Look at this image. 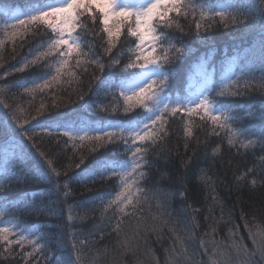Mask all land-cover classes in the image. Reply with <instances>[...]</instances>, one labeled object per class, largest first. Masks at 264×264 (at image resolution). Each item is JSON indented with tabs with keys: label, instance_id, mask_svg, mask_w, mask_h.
Wrapping results in <instances>:
<instances>
[{
	"label": "snow or ice",
	"instance_id": "snow-or-ice-1",
	"mask_svg": "<svg viewBox=\"0 0 264 264\" xmlns=\"http://www.w3.org/2000/svg\"><path fill=\"white\" fill-rule=\"evenodd\" d=\"M182 19H191L194 28L189 25L185 30L180 23ZM97 22L108 45L104 49L105 55L111 54L118 46L125 31V39L134 38V45L130 41L127 49L128 60L123 63L119 73L106 72V68L119 67L121 59L110 57L109 63L105 65L102 57L93 52V42L84 38L96 27ZM220 24L225 27L241 25L257 32L258 41L239 49L235 56L226 58L218 67L202 61L198 65L201 70L196 73L197 82L184 89L183 95L178 94L173 98L169 94L173 74L171 66L195 55L186 37L193 34L198 40L206 41L205 34ZM17 29L44 37L34 53L29 51L31 59L25 57L19 67L14 69L18 72L37 67L43 69L42 75L19 83L25 93L37 90L44 92L52 87L53 82H59L63 75H76L81 68L86 71L87 66H96L102 75L94 76L93 94H103L105 97L112 95L115 98L118 91L124 100L123 114L126 119L121 122L109 121L98 127L87 121L78 123L60 111L38 112L51 125L42 131L51 133L53 129L57 130L73 142V147L75 141H87L91 145L88 155H80L79 162L74 164L75 169H78L74 174L75 182L85 191L90 190L89 185L98 182H111L113 179L118 182V191L113 198L107 201L100 198V205L90 209L100 210L102 216L109 210L113 212L115 224L112 231L118 238L123 230L124 218L134 217L141 210V197L145 195L142 184L152 167L148 156L168 137L170 118L178 114L181 118L183 115H195L202 126L209 127L211 135L221 138V144L212 149L213 159L224 142L229 150L236 149L237 153L257 147L264 152V99L255 106L228 99L243 98L257 91L264 95V0H139L137 3H130L129 0H29L24 11L3 6L0 0V30L5 35L11 32L14 39L18 35ZM172 29L180 35H173L169 31ZM3 43L0 41V47ZM257 56L260 61L259 76L256 75L255 67ZM80 57L85 59L82 61ZM80 99L83 101L84 97ZM0 104L3 105L0 109V196L8 200L7 194L14 185L29 184L31 187L27 191L15 200L8 201L10 209L27 215L58 218L63 212L60 204L71 195L69 181L72 178L65 172V181L63 185L60 184L62 173L54 167L53 161L42 152L34 153L25 143L26 140L31 141L36 133L33 131L29 135V129L25 127L28 121L22 120V110L11 109L4 99H0ZM53 107L57 106L54 104ZM91 107L109 111L103 104L94 103ZM137 107L143 108L147 114L136 112ZM41 108H44L43 104ZM240 112L244 115L241 116ZM35 119V116L32 117V120ZM245 120H258L261 122L260 127L254 128L251 124L245 126L241 123ZM184 136L187 150L191 147V139L195 138L190 125L184 128ZM108 146L120 157L104 156L101 150ZM35 147L33 142L31 148ZM194 156L195 152L187 161H182V166L187 168ZM205 159H209L207 151ZM259 159L264 164V155ZM25 162H30L31 166L22 174L18 173L17 169ZM211 166L209 164L208 167ZM261 171L264 172V168ZM254 173V168H248L236 179H247L249 174ZM255 175L259 173L253 175L250 181L252 187L256 186ZM204 179L207 182L209 178L205 175ZM261 180L264 181V176H261ZM45 184L50 187H42ZM209 186L214 193V184ZM164 195L184 197L185 192L181 190ZM153 197L160 199V191L153 192ZM217 199L215 195L212 196L213 201ZM194 211L198 213L200 210ZM4 215L0 211V242H6L5 251H10L14 243L21 248L27 243L35 252L45 253L47 240L40 231L39 223L27 225L15 215L5 220ZM230 217L229 213V223ZM208 219L205 216V220ZM73 221L74 218L70 217L68 223L59 228L57 239L60 242L65 238L75 240V234L66 231L74 227ZM198 227L199 222L193 216L192 226L188 229L189 239ZM246 227L249 228L252 248L240 244L236 230L230 228L232 246L247 253L246 264H252L256 256L260 257L257 264H264V229L258 227L254 232L250 225ZM209 229L210 233L206 232L205 236L211 234L214 237L216 229L213 223L209 224ZM9 235L15 238L9 239ZM200 239V246L207 249L204 238ZM212 243L216 244L214 240ZM71 247L75 261L65 260L64 264H79L80 250L75 243ZM123 248L129 250L126 243ZM33 254L26 252L25 256ZM49 264L53 262L50 260ZM165 264H168L167 260ZM190 264L198 262L193 259ZM211 264L216 262L212 261Z\"/></svg>",
	"mask_w": 264,
	"mask_h": 264
},
{
	"label": "trees",
	"instance_id": "trees-1",
	"mask_svg": "<svg viewBox=\"0 0 264 264\" xmlns=\"http://www.w3.org/2000/svg\"><path fill=\"white\" fill-rule=\"evenodd\" d=\"M2 4L24 9L29 5V0H2ZM88 23L91 25L90 20ZM180 23L185 30L189 25L194 28L191 19H182ZM169 31L175 36L180 35L175 29ZM17 32L18 35L13 39L11 32L5 35L0 30V41L4 42L0 47V89L3 90L0 91V99L6 100L11 109L22 110V120L28 121L25 127L29 129V135H32L33 131L36 133L31 141L26 140L25 143L34 153L42 152L53 161L54 167L62 173L59 180L61 185L65 181L63 173L66 172L67 176L72 178L69 181L71 195L67 197L66 202L60 204L63 212L55 219L27 215L10 209L8 201L15 200L21 193L27 191L31 187L29 184L14 185L13 190L7 194L8 200L0 196V208L5 214L3 218L7 219L15 215L27 225L39 223L40 231L47 240L44 254L35 252L27 243L23 248L14 243L10 251H5L6 242H0V264H49L50 260L53 264H64L65 260L75 261L71 247L73 243L80 250L79 264H157V261L159 264H165L166 260L168 264H190L193 259L198 264H211L212 261L216 264H246L247 253L232 246L229 229L234 228L239 243L248 246L249 249L252 248V240L246 225H250L254 232L258 227L264 229V181L261 180V176H264V172L261 171L264 164L259 159L264 152L257 147L254 150L247 152L241 150L237 153L236 149L229 150L227 143L224 142L213 159L212 149L221 144V138L211 135L209 127L202 126L195 115L192 117L183 115L181 118L178 114L170 118L168 137L148 156L152 167L142 184L145 195L141 197V210L134 217L124 218L123 230L118 238L112 231L115 224L113 212L109 210L102 216L100 210H90L100 205V198L105 201L113 198L114 192L118 190V182L115 179L111 182H98L89 185L90 190L85 191L84 187L75 182L74 174L78 169H75L74 164L79 162L80 155H88L91 145L87 141L83 143L75 141L73 147V142L60 135L57 130L53 129L51 133L42 131L41 129L51 125L44 121L38 112L60 111L78 123L87 121L96 126L109 121H124L126 119L123 114L124 101L118 91L115 98L112 95L105 97L103 94L100 96L93 94L94 76L102 75L96 66H87L86 71L81 68L76 75L71 73L63 75L59 82H53L52 87L44 92L37 90L25 93L19 83L42 75L43 69L37 67L25 72L14 69L19 67L25 57L31 59L29 51L32 50L34 53L36 46L44 37L42 34L25 32L23 29H17ZM205 35L206 41L198 40L193 34L188 35L186 41L195 50V55L171 66L173 74L170 78L172 83L169 94L173 98L178 94H184V89L188 86V78L200 60L207 61L210 66L218 67L226 58L235 56L239 49L247 48L258 41L257 32L241 25L225 27L220 24L214 26ZM125 37L126 31L112 53L105 55L104 49L108 45L98 22L90 33L84 35L86 40L93 42V52L102 57L105 65L109 63L110 57L121 59L119 67L106 68V72L113 73H119L123 63L127 62L129 42L134 45V38L125 39ZM80 59L83 61L85 58L80 57ZM255 67L256 75L259 76L258 56ZM217 80H219L218 73ZM81 96L84 97L83 101L80 99ZM228 99L240 100L246 106H255L264 99V95L257 91L243 98ZM94 103L107 106L109 111L104 112L91 107ZM54 104L57 107L54 108ZM2 108L3 105L0 104V109ZM113 108L116 110L112 111ZM135 111L145 114V110L140 107ZM240 115L243 116L244 113L240 112ZM34 116L36 119L32 120ZM241 123L259 128L261 122L245 120ZM189 125L195 132V138L191 139V147L186 150L184 128ZM33 142L35 148H31ZM206 151L209 159H205ZM101 152L104 156L120 157L119 153L112 152L111 146L102 149ZM194 152L193 162L187 168L183 167L182 161H187ZM209 164L212 165L211 168L208 167ZM30 166V162H25L17 171L22 174ZM248 168H254L255 173H259L255 175V187L250 183L255 173L249 174L247 179L239 181L236 179ZM205 175L209 178L207 182L204 179ZM213 184L214 193L209 186ZM42 187L50 186L45 184ZM157 190L161 193L160 199L153 197V192ZM181 190L185 192L184 197L164 195ZM213 195L218 199L213 201ZM78 205L82 207H77ZM195 209L200 211L196 213ZM193 216L199 222V227L189 239L188 229L192 226ZM205 216L209 217L207 221ZM70 217L74 218V227L66 231L74 233L75 240L65 238L60 242L57 233L61 226L68 223ZM210 223H213L216 229L214 237L211 234L205 236L206 232L210 233ZM201 237L204 238L207 249L200 246ZM14 238L9 235V239ZM213 240L216 242L215 245L212 243ZM125 243L129 247L127 251L123 248ZM26 252L34 254L25 256ZM259 259V256L253 258L252 264H257Z\"/></svg>",
	"mask_w": 264,
	"mask_h": 264
},
{
	"label": "rangeland",
	"instance_id": "rangeland-1",
	"mask_svg": "<svg viewBox=\"0 0 264 264\" xmlns=\"http://www.w3.org/2000/svg\"><path fill=\"white\" fill-rule=\"evenodd\" d=\"M129 2L130 3H137V2H139V0H129ZM27 7V6H26ZM25 7V8H26ZM25 8L24 9H20L21 11H24L25 10ZM202 61H204V60H200L198 63H197V65H196V68L193 70V72L190 74V76H189V78H188V86L190 85V84H195L197 81H196V73L198 72V71H200L201 69L198 67V65H200L201 64V62ZM34 77H36V76H34ZM33 78V77H32ZM188 86H187V88H188ZM193 90H195V89H193ZM122 100H123V98H122ZM124 101V100H123ZM147 113H145V115H146ZM97 127L98 126H100V125H96ZM118 191V190H117ZM115 193L116 192H114V195H115ZM0 211H2L3 212V209H1L0 208ZM3 219H5V220H7V219H9V218H3Z\"/></svg>",
	"mask_w": 264,
	"mask_h": 264
}]
</instances>
